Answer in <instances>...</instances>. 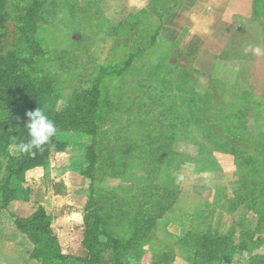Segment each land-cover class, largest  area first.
Wrapping results in <instances>:
<instances>
[{"label":"rangeland","instance_id":"374dc122","mask_svg":"<svg viewBox=\"0 0 264 264\" xmlns=\"http://www.w3.org/2000/svg\"><path fill=\"white\" fill-rule=\"evenodd\" d=\"M8 1L4 51L61 96L69 127L58 136L66 150L29 171L0 210V264H86L84 215L99 203L102 230L123 244L100 252L97 264H219L227 253L231 264H264V78L253 84L251 68L226 61L254 54L259 42L264 50V16L256 30L245 13L253 0H232L228 14L215 16L222 26L195 45L178 24L164 26L162 7L148 0H46L37 10L41 0ZM201 72L213 79L196 90ZM5 118L0 101V131ZM18 153L15 140H0V177ZM59 182L67 195L54 193ZM147 182L159 185L161 206L134 241L135 187ZM40 207L52 222L38 247ZM15 218L37 228L28 235Z\"/></svg>","mask_w":264,"mask_h":264},{"label":"trees","instance_id":"16d2710c","mask_svg":"<svg viewBox=\"0 0 264 264\" xmlns=\"http://www.w3.org/2000/svg\"><path fill=\"white\" fill-rule=\"evenodd\" d=\"M46 0L38 1L35 5V9H39ZM9 1L0 0V101L2 104L3 111L6 115L5 122L3 123V130L0 131V140L6 136L7 140H15L16 144L27 143L30 137L28 136L25 124L27 122L26 113L33 111L40 107L45 111L46 115L53 120L57 126V133L51 139V141L44 146L42 151H37L34 154L22 153L19 151L16 159V167L8 170L7 174L0 177V210L6 208L7 205L15 198L18 192L23 191L22 184L27 181V173L35 170L39 167H47L51 153L64 152L67 144L65 141H60L58 136L61 132L65 131L69 127L67 123V116L64 111L60 108L61 96L55 92L49 83L45 81L39 82L38 79L33 76L26 66V60L16 52L6 53L2 44V38L5 33L2 30L7 29V25L10 18L8 11ZM35 26V22L33 23ZM33 26V27H34ZM155 39V36H154ZM134 55H130L128 65H131L134 61ZM101 77V76H100ZM98 78V81L100 79ZM99 83L94 87L95 92V103L91 106H99V102L96 101L100 96V90L98 89ZM176 125V124H174ZM156 125H147L142 131L149 132ZM97 128V127H96ZM163 134V133H162ZM161 134V135H162ZM135 140V139H134ZM164 140L162 141V143ZM136 147L135 141L130 145V152H133L132 148ZM96 149L92 148L89 152L90 164L96 166L97 160L95 158ZM122 152V148H118ZM127 155L125 150L123 156ZM252 161H248L250 164ZM154 170L148 172V179L151 181V176ZM153 179V178H152ZM153 181V180H152ZM140 188V189H139ZM137 193H135V212H134V241L137 239L139 233L144 232V225L152 223L153 215L151 211L159 212L161 203L156 201V190L160 189L159 185H155L152 182H147L144 187H135ZM135 190V191H136ZM54 193L56 195H67V185L64 182H59L54 185ZM98 202H105L99 201ZM98 210H92L91 213L94 215L90 217L88 214L84 215L86 220V229L84 234V244L90 251V257H86L83 261L86 264H97L99 253L103 250H111L117 252L119 248H122V241L119 238L112 236L111 234L105 233L102 230V220L104 212H100L104 205L99 203ZM145 216L147 219H143L140 222V216ZM38 220V231L32 235V239L39 242L38 247L41 246L40 234H47L50 231V225L52 217L44 207H40L34 218ZM92 219V220H90ZM15 224L17 228L26 233L30 234L31 230L37 228L36 224L28 221V219L15 218ZM148 228V227H147ZM105 236L106 240L102 241L101 236ZM133 238L128 240V244H132ZM102 259V258H101ZM99 258V260H101ZM233 261L232 253H227L220 260L219 264H231Z\"/></svg>","mask_w":264,"mask_h":264},{"label":"crops","instance_id":"0c3cea01","mask_svg":"<svg viewBox=\"0 0 264 264\" xmlns=\"http://www.w3.org/2000/svg\"><path fill=\"white\" fill-rule=\"evenodd\" d=\"M231 2L232 0H207V3L204 0L202 2L201 0L146 1L148 7H153L158 11H160L162 7L165 13L162 20V23L165 22L164 26H168V29H174L175 24H178V28L181 30V37L184 36V38L188 40L191 45H195L197 41H201L203 37L201 32L204 30L214 31L222 26L221 21L215 19V16L222 15L224 17L225 14H228ZM137 5L142 7L144 4L140 3ZM213 9L214 12H216L215 15H213L214 12L210 13ZM245 13L251 15L248 19L252 22H256L257 26L259 25V27L255 28L258 30L262 26L261 17L264 16V0H253L252 5L248 6ZM238 26H240V24H238ZM261 30L264 29L261 27ZM262 38H264V31L262 32ZM217 60H219V58H217ZM229 60L234 61V63L235 61L241 63L244 71L247 68H251L250 71H252L251 74H253L252 76L254 77L253 84L256 82L257 77H259V79L264 78V50L260 48V42L259 47L255 49L254 54L242 57L236 56L234 58H226L227 62H229ZM203 79H208L210 86L213 78H208L207 73L201 72L194 82V89L197 90L201 87Z\"/></svg>","mask_w":264,"mask_h":264},{"label":"clouds","instance_id":"9594fccd","mask_svg":"<svg viewBox=\"0 0 264 264\" xmlns=\"http://www.w3.org/2000/svg\"><path fill=\"white\" fill-rule=\"evenodd\" d=\"M25 128L30 139L19 146V151L34 154L42 151L57 133V126L40 107L26 113Z\"/></svg>","mask_w":264,"mask_h":264}]
</instances>
